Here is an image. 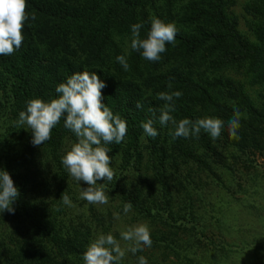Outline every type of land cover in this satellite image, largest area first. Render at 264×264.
<instances>
[{
  "label": "trees",
  "instance_id": "obj_1",
  "mask_svg": "<svg viewBox=\"0 0 264 264\" xmlns=\"http://www.w3.org/2000/svg\"><path fill=\"white\" fill-rule=\"evenodd\" d=\"M56 1L63 3L57 7ZM251 2L253 6L247 5V8L264 20V0ZM26 3L29 17L35 15V20L29 18L25 22L24 43L12 55L0 56V117H13L15 122L11 127L5 126L4 130L13 139L20 136L25 144L20 158H17V150L11 151L16 156L18 167H15L16 162L10 157L0 160V169L9 173L20 193L12 205L14 213L0 212V264H23L26 259H30V264H84L83 253L93 242L92 235L95 237L98 231L100 234H110V215H106V218L90 210L89 218L75 217L71 206L64 205L60 199L61 194H67L72 205H79L71 187L73 180L61 162L66 143L76 142L75 135L64 127L63 118L52 129L51 138L39 146L31 143L30 130L18 131L20 125L16 122L19 113L26 111L29 100L38 98L50 102L58 98L59 94L55 91L59 85L58 68L69 73L67 79L74 73L95 72L106 85L101 90V102L114 115H119L127 122V134L123 141L105 145L110 150V166L115 172L114 180L107 183L108 187L114 195L123 198V203L130 202L132 209L145 220L151 221L157 216L158 212L150 213L142 207V189L138 185H133V190L126 189L119 178L128 169L140 168L135 163L145 159L146 151L147 168L155 175L156 182L163 190L161 198L166 201L167 208L162 207V211L168 213L162 228L168 230L169 236L153 240L152 244L160 247L168 240L170 249L173 244H177L171 236L180 232L191 234L196 222L191 211L180 220L181 217L169 207L172 187L167 185V164L172 162L175 171H182L187 182L192 183L194 181H189L193 180L191 176L198 175L195 178L198 181L205 177H216L213 166L208 162L211 160L221 166L224 157L203 130L198 138L190 136L173 140V125L170 122L167 125L158 122L159 109L165 103L158 99V93H182L180 98H174L176 110L171 113L177 122L185 118L192 122L219 118L224 121L221 148H232L242 154L244 149L258 153L264 148L260 141L264 137V106L256 107L248 102L247 97L239 94L238 87L244 91L243 86L219 74L228 66L240 67L244 63L253 72V68L264 71V27L253 31L257 41L255 45L241 41L235 30V18L227 22L230 18L228 11L233 6L230 0H26ZM70 5L82 9V13L76 16L77 13L73 11V15H68L63 8ZM180 9L185 11L182 24L193 31L189 37L186 33H177L175 37V40L185 45L186 53L181 55V59H170V44H166V51L158 62H145L140 52L129 50L132 22L143 24L140 36L145 32L146 38L151 18L174 23L176 16H184ZM97 10L108 12L100 18L93 16ZM71 27L77 33L69 53L83 55V60L69 55L67 42L60 43ZM92 42L95 46L93 49L88 46ZM202 51L205 56H202L197 66L190 69L188 62L182 61ZM227 54L229 59L225 58ZM118 55L130 56L127 71L116 61ZM220 56L224 58L214 64V60ZM210 72L217 78H211L208 75ZM253 83L263 84L264 80L258 78ZM137 102L142 104V108L137 109ZM234 107L241 114L244 110L238 130L239 140L230 138L227 130ZM149 119L154 121L153 126L158 132L155 138L147 136L141 127ZM14 146L19 149L18 144ZM1 152L6 150L1 148ZM118 159L119 166L116 169ZM187 169L189 172H184ZM230 195L236 200L235 190H231ZM151 196L149 198L152 199ZM93 221L99 225L98 228L93 226ZM100 227H104L105 231H100ZM114 237L117 239V235ZM177 240L183 244L187 242L178 237ZM257 241L252 243L256 250L252 251L256 255L264 250V246H260ZM44 245L60 261L54 263L51 256H44V250L40 252ZM30 250H33L32 254ZM120 264L128 263L122 259Z\"/></svg>",
  "mask_w": 264,
  "mask_h": 264
},
{
  "label": "rangeland",
  "instance_id": "obj_2",
  "mask_svg": "<svg viewBox=\"0 0 264 264\" xmlns=\"http://www.w3.org/2000/svg\"><path fill=\"white\" fill-rule=\"evenodd\" d=\"M230 1L233 2V6L228 11L230 18L227 19V22L229 23L230 19L235 18V30L241 37V41L255 45L257 41L253 31L262 30L264 20L256 17L250 8H247L253 6L251 0ZM61 3L63 2L56 1V6L58 7V4ZM74 9L73 5L64 6L63 8L68 15H73V11L77 13L76 16L82 13V9ZM59 11L63 13L62 10ZM180 11L184 16L178 15L175 18L174 24L177 33H186L189 37L193 31L186 29L185 25L182 24V20L185 21V11L182 9ZM107 12L97 10L93 12V16L102 18L107 15ZM163 22L168 23L167 20ZM134 24L136 23L132 22V25ZM76 33V29L71 27L70 32L60 41V43H68V53L73 49ZM141 38H145V32ZM88 46L92 49L95 47L93 42ZM168 48L170 59H181V55L186 53L184 42L182 44L180 40H175V43L170 44ZM129 50L133 52L132 49ZM127 52L126 50L125 53ZM203 52H196L191 58L182 61L188 62L191 69L194 65L199 64L201 58L203 59L205 56ZM69 55L74 59L83 60L84 58L83 55L76 56L70 53ZM71 57V61L75 63ZM125 57L127 61L131 60L130 56ZM229 57L228 54L225 55L226 59H229ZM221 58L224 57H217L214 64ZM145 62H148V60L145 59ZM244 64L240 67L228 66L219 75L236 85L243 86L244 91L242 87H238L239 94H243L245 98L247 97L248 102L250 101L256 107L264 106V83H253L258 78L264 80V71L253 68V72L247 63ZM57 72H59L57 74L58 84L65 83L69 73H64L61 68H58ZM208 75L211 78H217L211 72ZM243 112L244 110L242 114ZM14 122L13 117H0V160L10 157L11 160L16 162L15 167H18L17 164L19 165V163L15 158L16 156L11 151L17 150V158H20V153L25 144L22 143L20 136L13 139L14 137L12 138V135L4 130L5 126L11 127ZM19 128V133L30 130L26 124L20 125ZM221 135L215 140L208 135L212 142L219 147L220 155L224 157L221 166L211 162V160L208 162L213 166L216 177H205L202 181H198L195 180L198 175L191 176L193 180L189 179V181L194 182L190 183L187 182L188 180L182 171H175L172 162H169L166 167L167 185L172 187L170 191L171 206L169 207L174 214L181 217L180 220L188 211L193 213L196 223L192 227L191 234L187 233L191 240L187 234L180 232L171 236L177 244H173L170 249L168 240H166L160 247H154L155 244H151L150 247H143V251H138L133 257H131L133 253L130 252L129 254V251H126L123 261L128 264H138V258L143 256L147 259V264H264V250L257 252V255L252 251L255 250L252 244L254 241L259 240L260 246H264V148L255 154L250 149H244L242 154L232 148H221ZM260 141L264 146V137H261ZM69 142L71 141H68L64 147L63 153L65 154L73 145ZM17 144L19 149L14 146ZM1 148L5 149L6 152H1ZM144 155L145 159L138 160L135 163L140 168L128 169L119 178L120 183L126 189L133 190V185H138L142 189V207L148 209L150 213L152 211L158 212V215L151 221L145 220L134 209L124 213L123 198L113 194V190L108 187V181L101 180V182L106 183L104 191L109 197L108 203L89 204L81 198V189L86 188L87 185L83 181L78 182L70 176L73 180L71 187L79 203V205L71 206L73 216L89 218L90 210L103 217L110 215L112 217L110 220L112 224L110 234L117 235L121 247L125 249L128 247V242L121 239L120 233L135 225L146 224L150 230L152 241L159 240L163 236H169L168 230L162 228V224L166 223L168 216V213L162 211V207L167 208L166 201L161 198L163 190L156 182L155 175L147 168L148 157L146 151H144ZM118 166L119 159L117 160L116 169ZM184 172H189V169L184 170ZM219 179L220 182L216 183ZM97 183L100 184V181H97ZM231 190L237 192L236 200L230 195ZM152 194L154 196H151ZM90 206L91 208H89ZM116 214H119L118 218ZM179 223H182V221ZM93 226L99 227L94 221ZM99 230H104V227H100ZM170 230L175 231V229ZM99 235L101 234L98 231L95 237L92 235L91 239L94 241ZM177 237L187 242L183 244L177 240ZM43 250L44 256H51L54 263L60 261L47 246L44 245L40 252ZM32 253L33 250H30V254ZM29 261L30 259H26L23 264H30Z\"/></svg>",
  "mask_w": 264,
  "mask_h": 264
},
{
  "label": "clouds",
  "instance_id": "obj_3",
  "mask_svg": "<svg viewBox=\"0 0 264 264\" xmlns=\"http://www.w3.org/2000/svg\"><path fill=\"white\" fill-rule=\"evenodd\" d=\"M26 0H0V56L12 55L23 43V29L29 17L26 11ZM142 23L131 26V43L133 51L140 52L142 57L150 62H158L161 54L166 51V44H174L177 28L174 23H165L159 18H151L150 30L146 38H141ZM116 61L125 71L129 69L127 59L118 55ZM103 81L95 72L82 71L72 74L65 83H60L55 91L58 98L44 102L41 99H32L27 102L26 111L19 113L17 125H27L32 133L31 143L34 146L44 144L51 138L52 129L64 120V127L76 137V142L62 157V164L70 176L76 181H83L87 187L81 189V198L89 204H107L108 195L105 185L97 181L114 180L115 172L112 169L109 148L105 145L120 144L127 134V122L105 106L101 90L105 87ZM171 88V84H169ZM180 91L160 92L158 99L165 101L159 109L158 122L173 125L172 139L178 137H199L201 130L213 140L220 137L224 128V121L219 118L198 119L195 122L185 118L177 122L171 115L174 112V98H180ZM137 109L142 104L137 102ZM155 112V110H153ZM241 112L234 107V114L227 123L230 138L239 140ZM152 119L142 123L144 133L155 138L158 135ZM20 193L14 186L9 173L0 169V212L14 213L13 203ZM64 205L72 206L67 194H61ZM132 204L123 205L124 213L132 209ZM117 218L119 214H116ZM128 247L122 248L119 241L112 234H101L91 242L83 253L84 264H120L126 251L133 254L143 251V247L152 244L151 234L146 224H139L127 228L120 233ZM138 264H147L143 256L138 258Z\"/></svg>",
  "mask_w": 264,
  "mask_h": 264
}]
</instances>
